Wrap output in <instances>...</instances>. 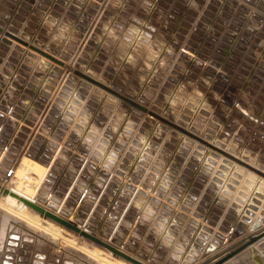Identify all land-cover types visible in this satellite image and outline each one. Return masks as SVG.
Here are the masks:
<instances>
[{
    "label": "rangeland",
    "instance_id": "374dc122",
    "mask_svg": "<svg viewBox=\"0 0 264 264\" xmlns=\"http://www.w3.org/2000/svg\"><path fill=\"white\" fill-rule=\"evenodd\" d=\"M0 27L62 62L0 32L1 179L15 166L28 183L22 164L39 161L35 200L146 264H206L205 242L264 230L258 179L75 71L264 171V0H0ZM13 222L0 264H92L70 245L96 247L74 232L64 242Z\"/></svg>",
    "mask_w": 264,
    "mask_h": 264
},
{
    "label": "bare ground",
    "instance_id": "6f19581e",
    "mask_svg": "<svg viewBox=\"0 0 264 264\" xmlns=\"http://www.w3.org/2000/svg\"><path fill=\"white\" fill-rule=\"evenodd\" d=\"M178 1V0H177ZM163 2V1H162ZM164 3V2H163ZM168 3V2H167ZM169 5H171V4H169ZM164 6V5H163ZM165 8V7H164ZM251 16V15H250ZM249 17V16H248ZM5 32H6V30H3V34H5ZM18 39H21V38H19L18 37V35H15ZM22 40V39H21ZM15 41V40H14ZM22 41H24V40H22ZM25 42V41H24ZM27 45H28V47L29 46H33V45H29L27 42H25ZM23 45V44H22ZM44 51V50H43ZM58 60V59H57ZM60 61V60H59ZM70 69H72V70H74L73 68H70ZM75 71H77L78 72V70H75ZM80 72V71H79ZM82 74H85V73H82ZM86 74H89V73H86ZM95 79V78H94ZM96 81H98L97 80V78L95 79ZM98 82H100V81H98ZM106 85V84H105ZM111 87V86H110ZM100 89V88H99ZM104 91V90H103ZM107 93V92H106ZM113 96V95H112ZM132 99V98H131ZM134 100V99H133ZM135 101V100H134ZM138 101V100H137ZM134 107V106H133ZM133 107H131V108H133ZM250 108V107H249ZM238 109V108H237ZM149 110V109H148ZM155 113V112H154ZM162 116V115H161ZM246 116V115H245ZM164 117V116H163ZM170 120V119H169ZM263 120V119H262ZM173 122V121H172ZM173 123H175V124H177L176 122H173ZM177 125H179V126H181V124H177ZM182 127V126H181ZM187 128V127H186ZM184 129H185V127H184ZM185 130H187V131H189L188 129H185ZM192 132V131H191ZM194 133V132H193ZM195 134V133H194ZM183 135H185V134H183ZM186 136V135H185ZM198 137H200V138H202V136H200L199 134L197 135ZM203 139V138H202ZM206 139H208V138H206ZM217 140H218V138H217ZM196 142H198V141H196ZM219 142V141H218ZM220 142H221V140H220ZM199 143V142H198ZM223 143V142H222ZM209 144H211L212 146H215V147H217V148H220V149H222L224 152H227V153H231V152H229L226 148H222V147H220V146H218V144H216L215 143V141H209ZM224 146V145H223ZM208 150L210 151H213L211 148H208ZM247 151V150H246ZM215 152V151H214ZM210 153H213V152H210ZM233 153H235L234 151H233ZM248 153V152H247ZM216 154H217V152H216ZM215 154V155H216ZM232 154V153H231ZM249 154V153H248ZM219 155V154H218ZM234 155V154H233ZM221 156V158L223 159V155H220ZM235 157H237L238 159H240V160H242V161H244L245 159H243V158H241V157H239V156H237V154L236 155H234ZM245 158V157H244ZM26 159V158H25ZM28 160H31V161H28V160H26V162L24 163V164H22V165H24V167H26V172L27 173H29V176H31L32 175V179L30 180V178L28 179V183H26V181L25 182H22V181H19V177H18V179H17V176H19V175H17L16 173H15V175H17L16 177H12L10 174H6V176H4L2 179L0 178V193L3 195V202L2 203H0V214H1V220H2V222H1V224H2V226L0 227L2 230L3 229H6L5 227H6V224H7V220H9V219H12L14 222H18V224L19 223H21V224H23L25 227H28L29 229H31V230H34V231H38V232H41L43 235H45L46 234V236H48V238H56V239H58L59 237L61 238V241H64V240H62V238L63 237H61V236H63L62 234H70V233H68V230L69 231H71V232H73L72 230H70V229H68V228H66L65 226H63V225H61V224H59V223H56V222H54V221H52V220H50V219H44V218H42L41 216H40V214L37 212V211H35V210H33L30 206H28L27 204H25L23 201H21L19 198H17L16 196H12L11 195V193H14V194H17L19 197H21V198H24V199H26L27 201H29L30 203H33V204H36L37 206H39L40 208H42V209H44L45 211H48V212H51V213H53V214H55L56 216H58L57 214H58V212H59V210L61 211V209H60V207L58 206V207H55V204L54 203H58V201H56V199H55V201L56 202H52V200L54 199H50V198H48V197H46L47 196V194H46V196H42L41 198H42V203L41 202H39V201H37V200H35V199H39L38 197H39V194H37L38 193V191L40 190V184H42V181H44V178H46V171H47V166H45V165H43L42 163H40L39 161L38 162H36V161H32V159H29V158H27ZM224 159L226 160V157H224ZM249 159V158H248ZM24 160V159H23ZM228 160H230V159H228ZM227 160V161H228ZM252 160V159H251ZM246 161V160H245ZM249 161V160H248ZM253 161V160H252ZM226 162V161H225ZM19 163V162H18ZM230 165H232V166H234V168L236 169V168H239V169H242V170H245V171H248L251 175H252V181L253 182H255V179H258L257 181L258 182H256V184L257 185H255L254 187H256V189H257V187H258V189L259 190H261L264 186V179L263 178H261V177H259V176H257L255 173H253V172H251V171H249V170H247V169H245L244 167H242L241 165H239V164H237V163H235L234 161H232V160H230ZM251 164V163H250ZM71 166V165H70ZM253 166V165H252ZM23 167V166H22ZM22 167H20V168H22ZM255 167H257V166H255ZM18 168V167H17ZM257 168H259V167H257ZM229 169V168H228ZM238 169V170H239ZM263 169V168H262ZM19 170L20 169H18V172H19ZM23 170V169H22ZM25 170V169H24ZM232 170V169H231ZM21 173H22V171H20ZM26 172H24V173H26ZM232 173V172H231ZM230 173V174H231ZM233 174V173H232ZM22 175V174H21ZM20 175V176H21ZM34 175V176H33ZM229 176V175H228ZM28 178V177H27ZM60 178V177H59ZM226 178V177H225ZM21 180H22V178H21ZM263 182V183H262ZM30 183V184H29ZM31 184H35L34 186H32ZM259 184V185H258ZM57 185V184H56ZM59 185V184H58ZM220 185V184H219ZM228 185V184H227ZM231 184H229V186H230ZM252 185V184H251ZM232 187H233V185H231ZM250 186V185H249ZM261 186V187H260ZM219 187V186H218ZM224 187V186H223ZM252 187V186H251ZM250 187V188H251ZM221 189H226V188H221ZM255 189V188H254ZM255 189V190H256ZM257 189V190H258ZM4 190H7L9 193H4ZM42 190V189H41ZM55 190V189H54ZM264 190V189H263ZM226 191H228V190H225V193H226ZM224 192V191H223ZM222 192V193H223ZM259 192H263V191H259ZM221 193V194H222ZM224 193V194H225ZM45 194V193H44ZM258 195V194H257ZM262 195V193L260 194V196ZM264 195V194H263ZM215 196H216V194H215ZM214 196V197H215ZM218 196V195H217ZM220 196V195H219ZM222 196H223V194H222ZM262 198H264V196L262 197ZM1 199V198H0ZM217 199V198H216ZM258 200V199H257ZM251 201V200H250ZM260 201V200H259ZM262 202H263V200H261ZM255 202V201H254ZM253 202V204H255ZM257 202V201H256ZM251 203H252V201H251ZM258 203V202H257ZM264 204V203H263ZM252 206V205H251ZM257 206V205H256ZM260 206V205H259ZM250 207V206H249ZM261 207V206H260ZM262 207H263V205H262ZM237 208V207H236ZM256 209H259V208H257V207H255ZM251 209H252V207H251ZM261 209H263V208H261ZM235 210V209H234ZM239 210V209H238ZM241 210V209H240ZM72 211V210H71ZM250 211V210H249ZM252 211V210H251ZM261 211V210H260ZM263 211V210H262ZM74 212V211H73ZM236 212H237V210H236ZM239 212V211H238ZM246 212V211H245ZM253 212V211H252ZM259 212V211H258ZM240 213H242L241 211H240ZM247 213V212H246ZM243 214V215H245V216H247V214ZM249 213V212H248ZM251 213V212H250ZM257 213V212H256ZM255 213V215H257V214H259V213H257L256 214ZM71 214H72V212H71ZM239 214V213H238ZM74 215V214H73ZM251 215V214H250ZM264 215H262V217H263ZM59 217V216H58ZM258 217H259V215H258ZM61 218V217H60ZM64 218V219H63ZM63 220H65L66 222H68V223H70V224H72L73 225V221L72 220H76V218H74L73 216H71V215H65V216H63ZM246 218H248V216L246 217ZM245 218V219H246ZM255 218V217H254ZM169 219V218H168ZM247 220V219H246ZM250 220H251V218H250ZM253 220V219H252ZM256 220V219H255ZM168 221V220H167ZM174 221V220H173ZM12 222V221H11ZM13 222V223H14ZM72 222V223H71ZM10 223V222H9ZM196 223V222H195ZM260 223V222H259ZM202 224V223H201ZM245 224V223H244ZM20 225V224H19ZM198 225H200V224H198ZM75 226V225H74ZM167 226V225H166ZM196 226V225H195ZM77 227V226H76ZM77 228H79L81 231H85V230H83L82 228H80V227H77ZM164 228V227H163ZM163 228H162V230H163ZM167 228V227H166ZM200 228V227H199ZM248 228V227H247ZM197 229H198V226H197ZM7 230V229H6ZM21 230V229H20ZM27 230V229H26ZM253 230H255V229H253ZM166 231V230H165ZM196 231V230H195ZM194 231V232H195ZM33 232V231H32ZM86 233H88L87 231H85ZM164 232V231H163ZM193 231H191V233H192ZM253 232V231H252ZM1 233V232H0ZM10 233V232H9ZM75 233V232H74ZM202 233V232H201ZM255 233V232H254ZM1 234H3V233H1ZM16 234V233H15ZM76 235H78L79 237H80V239L81 238H83V239H87V238H85V237H83V236H80L78 233H75ZM88 234H90V233H88ZM195 234V233H194ZM5 235V234H4ZM9 235V234H8ZM12 235V234H11ZM91 236H93L92 234H90ZM163 235H164V233H163ZM193 235V234H192ZM6 236V235H5ZM38 236V235H37ZM68 236H71V234L70 235H68ZM170 236V235H169ZM201 236V235H200ZM208 236V235H207ZM4 237V236H3ZM58 237V238H57ZM93 237H95V236H93ZM174 236H172V237H169V238H173ZM196 237H197V235H196ZM195 237V238H196ZM198 237H199V235H198ZM202 237V236H201ZM210 237V236H209ZM7 238V237H6ZM21 238V237H20ZM59 238V239H60ZM95 238H97V237H95ZM222 238V237H221ZM37 239V238H36ZM44 239V238H43ZM46 239V238H45ZM64 239V238H63ZM98 239V238H97ZM168 239V238H167ZM166 239V240H167ZM203 239V238H202ZM214 239H216V238H214ZM1 240H2V238H1ZM1 240H0V242H1ZM5 240V239H4ZM88 240V239H87ZM100 240V239H99ZM161 240H162V238H161ZM169 240V239H168ZM205 240V239H204ZM208 240V239H207ZM7 241V240H6ZM5 241V242H6ZM19 241V240H18ZM50 241V240H49ZM53 241V240H52ZM57 241V240H56ZM59 241V240H58ZM61 241H60V247H61ZM65 241H67V240H65ZM64 241V242H65ZM88 241H90L95 247H96V249H94V251H87V250H85V249H83V248H79V249H76V247H73L72 245V242L71 241H69V244L71 243L72 245H70L71 246V248L73 249V248H75V252H77V254H79L81 257H83V259L85 260V262L86 261H89L90 263H92V264H115L114 262H110V260L111 259H116V260H120V264H132V263H130V262H127V261H125V260H123L122 258H120V257H118L117 255H115V254H113V253H111L109 250H107V249H105V248H103V247H101V246H99V245H97L96 243H94V242H92L91 240H88ZM100 241H102V240H100ZM124 241V240H123ZM128 241V240H127ZM196 241H197V239H196ZM202 241V240H201ZM214 242H215V240H213ZM212 241V242H213ZM3 242V241H2ZM14 242V241H13ZM55 242V241H54ZM63 242V243H64ZM77 242H79V241H77ZM102 242H104V241H102ZM154 242V241H153ZM163 242V241H162ZM162 242H160V243H162ZM169 242V241H168ZM4 243V242H3ZM19 243V242H18ZM42 243V242H41ZM41 243H39V244H41ZM45 243H47V242H45ZM55 243H57V242H55ZM66 243H68V242H66ZM66 243H64V244H66ZM105 244H107L106 242H104ZM129 243V242H128ZM127 243V244H128ZM157 243V242H156ZM173 243V242H172ZM216 243V242H215ZM217 243H218V241H217ZM216 243V244H217ZM258 243V242H257ZM0 244H2V243H0ZM38 244V245H39ZM80 244H81V242H80ZM83 244H86V243H83ZM130 244V243H129ZM164 244V243H163ZM162 244V245H163ZM166 244V243H165ZM168 244L169 243H167V246H168ZM256 244V243H255ZM20 245V244H19ZM37 245V244H36ZM107 245H109V246H112V245H110V244H107ZM152 245V244H151ZM159 245V244H158ZM171 245V244H170ZM173 245V244H172ZM183 245H184V243H183ZM193 245V244H192ZM199 245V244H198ZM20 246H22V245H20ZM49 246V245H48ZM122 246H124V245H122ZM127 246V245H126ZM156 246V245H155ZM161 246V245H160ZM175 246V245H174ZM195 246H197V245H195ZM194 246V247H195ZM201 246V245H200ZM253 246V245H252ZM257 246V245H256ZM256 246H253V247H256ZM1 247V246H0ZM19 247V246H18ZM43 247V246H42ZM52 247V246H51ZM58 247V246H57ZM64 247H66L65 245H64ZM78 247V246H77ZM113 247V246H112ZM158 247V246H157ZM164 247V246H163ZM198 247V246H197ZM203 247V246H202ZM252 247V248H253ZM4 248V247H3ZM6 248V247H5ZM9 248V247H8ZM15 248V247H14ZM37 248H38V246H37ZM66 248H69V246L68 247H66ZM70 248V249H71ZM113 248H115V247H113ZM175 248V247H174ZM184 248H186L185 247V245H184ZM200 248V247H199ZM251 248V247H250ZM1 249V248H0ZM16 249V248H15ZM26 249V248H25ZM35 249V248H34ZM49 249V248H48ZM47 249V250H48ZM61 249V248H60ZM63 249V248H62ZM61 249V250H62ZM117 249V248H116ZM175 249H177L178 250V248H175ZM188 249V248H187ZM191 249V248H190ZM254 249V248H253ZM256 250H257V247L255 248ZM46 250V251H47ZM78 250H80V251H78ZM117 250H119V249H117ZM156 250V249H155ZM162 250V249H161ZM196 250V249H195ZM13 251V250H12ZM16 251H17V249H16ZM21 251V250H20ZM31 250H29V252H30ZM34 251V250H33ZM52 251V250H51ZM50 251V252H51ZM119 251H121V250H119ZM179 251H181V249L179 250ZM197 251H199V250H197ZM1 252V251H0ZM3 252V251H2ZM8 252V251H7ZM35 252H37V251H35ZM49 252V251H48ZM56 252V251H55ZM121 252H123V251H121ZM183 252V251H182ZM185 252V251H184ZM192 252V251H191ZM196 252V251H195ZM16 253V252H15ZM18 253V252H17ZM23 253V252H22ZM21 253V254H22ZM46 253V252H45ZM123 253H125V252H123ZM157 253V252H156ZM175 254H177L178 252H174ZM224 253V252H223ZM248 253V252H247ZM3 254V253H2ZM5 254V253H4ZM3 254V255H4ZM13 254V253H12ZM30 254V253H29ZM47 254V253H46ZM49 254V253H48ZM59 254V253H58ZM58 254H57V256H58ZM74 254V253H73ZM101 254H103L104 256V258H102V257H100L99 255H101ZM125 254H127V253H125ZM182 254V253H181ZM184 254V253H183ZM225 254V253H224ZM9 255H10V253H9ZM18 255V254H17ZM26 255V254H25ZM32 255V254H31ZM37 255V254H36ZM53 255V254H52ZM51 255V256H52ZM55 255V254H54ZM75 255V254H74ZM127 255H129V254H127ZM154 255H156V254H154ZM158 255V254H157ZM173 255V254H172ZM187 255V254H186ZM221 255H223V254H221ZM14 256H15V254H14ZM40 256V255H39ZM42 256V255H41ZM49 256V255H48ZM77 256V255H76ZM129 256H131V255H129ZM181 256H183V255H181ZM11 257H13V256H11ZM16 257V256H15ZM28 257V256H27ZM26 257V258H27ZM56 257V256H55ZM132 258H134L133 256H131ZM158 257V256H157ZM236 257V256H235ZM261 257V256H260ZM18 258V257H17ZM39 258V257H38ZM58 258V257H57ZM60 258V257H59ZM148 258V257H147ZM151 258H153V256L151 257ZM181 258V257H180ZM14 259V258H13ZM31 259V258H30ZM33 259V258H32ZM65 259V258H64ZM73 259V258H72ZM134 259H136V258H134ZM15 260V259H14ZM17 260V259H16ZM15 260V261H16ZM20 260V259H19ZM28 260V259H27ZM45 260H46V258H45ZM48 260V259H47ZM57 260V259H56ZM69 260V259H68ZM136 260H138V259H136ZM152 260V259H151ZM156 260V259H155ZM180 260V259H179ZM261 260V259H260ZM13 261V260H12ZM11 261V262H12ZM34 261V260H33ZM74 261V260H73ZM112 261V260H111ZM138 261H140L141 263H143V264H146V263H144V262H142L141 260H138ZM149 261V260H148ZM234 261V260H233ZM3 262V261H2ZM29 262H30V260H29ZM42 262V261H41ZM47 262V261H46ZM66 262V261H65ZM81 262V261H80ZM79 262V263H80ZM150 262V261H149ZM156 262V261H155ZM191 262H193V260L191 261ZM227 262H230V261H227ZM25 263V262H24ZM36 263V262H35ZM62 262H60V264H61ZM67 263V262H66ZM82 263V262H81ZM118 263V262H117ZM242 263V262H241ZM13 264H17L16 262L15 263H13ZM26 264H28V261H27V263ZM49 264V263H48ZM63 264V263H62ZM74 264V263H73ZM119 264V263H118ZM155 264V263H154ZM191 264V263H190ZM227 264V263H226ZM233 264H234V262H233ZM257 264V263H256Z\"/></svg>",
    "mask_w": 264,
    "mask_h": 264
},
{
    "label": "water",
    "instance_id": "95a60500",
    "mask_svg": "<svg viewBox=\"0 0 264 264\" xmlns=\"http://www.w3.org/2000/svg\"><path fill=\"white\" fill-rule=\"evenodd\" d=\"M0 32L2 33L3 30L0 27ZM5 35L7 37H9L12 40H15L25 46H28L24 41H22L21 39H18L15 34L10 33V32H5ZM32 50H34L35 52L39 53L40 55L46 57L47 59L57 63V64H61L62 62L57 60L56 58H54L53 56L47 54L46 52L39 50L33 46H29ZM77 74L85 79L86 81H88L89 83L93 84L96 87H99L100 89H103L104 91L114 95L115 97L131 104L132 106H134L135 108H137L140 111H143L145 113H148L149 115L155 117L156 119L162 121L163 123L167 124L168 126L178 130L179 132L185 134L186 136L194 139L195 141H198L199 143L207 146L208 148H211L213 151L217 152L220 155H223L224 157H226L227 159H230L232 161H234L235 163L241 165L242 167H244L245 169L255 173L257 176L261 177L264 179V171H262L261 169L252 166L251 164L247 163L246 161H242L240 159H238L237 157H235L233 154L231 153H227L224 152L222 149L217 148L215 146H212L211 144H209V142H207L206 140L198 137L196 134L189 132L187 130H185L183 127L171 122L170 120L161 117L160 115L149 111L147 108H145L144 106L132 101L131 99L123 96L122 94H120L119 92L111 89L110 87H108L107 85L96 81L94 78L86 75V74H82L81 72H77ZM4 193H9L7 190H4ZM12 196H16L17 198H19L21 201H23L25 204H27L28 206H30L33 210L37 211L40 216L44 219H50L56 223H59L63 226H65L66 228L72 230L75 233H78L80 236H83L85 238H87L88 240H91L92 242L96 243L97 245L109 250L111 253L117 255L118 257L122 258L123 260L130 262L132 264H143L140 261L132 258L131 256L117 250L116 248H113L112 246H109L107 244H105L104 242L100 241L99 239L91 236L90 234L86 233L85 231H81L79 228H77L76 226L66 222L65 220H63L62 218L56 216L55 214L45 211L44 209L40 208L39 206H37L36 204L30 203L29 201H27L24 198L19 197L17 194L11 193ZM262 238H264V230L257 233V234H253L252 236H250L243 244H241L240 246H237L235 249H233L232 251L228 252L226 255H224L223 257L217 258L215 262H213L212 264H223L226 261H228L229 259H231L232 257H234L235 255H237L239 252H241L242 250L246 249L249 246H252L253 244H255L257 241L261 240ZM209 253V252H208ZM207 253V254H208Z\"/></svg>",
    "mask_w": 264,
    "mask_h": 264
},
{
    "label": "crops",
    "instance_id": "0c3cea01",
    "mask_svg": "<svg viewBox=\"0 0 264 264\" xmlns=\"http://www.w3.org/2000/svg\"><path fill=\"white\" fill-rule=\"evenodd\" d=\"M239 221L240 220L238 219V217L234 218L233 221H232V224L230 226V229H232V228L238 229L239 226H237V225L239 224L238 223ZM237 231H240V229H238ZM257 242H256V244H253V246H256L257 245L256 246L257 247V250L255 249L256 247L249 246L246 249H244L241 252H239L237 255H235L236 257L234 256L231 259H229L228 261H230V262H227L226 261L223 264H226V263L227 264H233V262H234V264H256V263L257 264H264V238H262L261 240H259ZM241 244H243V243H241ZM212 246H214L215 248H217V249H212V251L214 252L213 254H215V256H212V258L210 259V261H208V263H206V264H212L213 262L216 261L217 258L223 257L228 252L232 251L233 249H235L237 247V246L228 247V248L227 247H225V248H221L220 247L221 250H219V247H217L215 245H212ZM238 246H240V245H238ZM218 251H220V252H218ZM221 254H223V255H221ZM194 256H196V254Z\"/></svg>",
    "mask_w": 264,
    "mask_h": 264
},
{
    "label": "built area",
    "instance_id": "2783aa9c",
    "mask_svg": "<svg viewBox=\"0 0 264 264\" xmlns=\"http://www.w3.org/2000/svg\"><path fill=\"white\" fill-rule=\"evenodd\" d=\"M81 157V156H80ZM15 167V166H14ZM14 167H12L11 168V170L9 171V173L8 174H10L12 177H14L15 176V173H16V169L17 168H14ZM26 177H28V176H26ZM28 180V179H27ZM210 250V252H211V248L208 246V244H207V242H205V245L202 247V249L200 250L201 252H198L199 253V257L200 256H204V255H206L207 254V252ZM191 251H195V250H192L191 249Z\"/></svg>",
    "mask_w": 264,
    "mask_h": 264
}]
</instances>
